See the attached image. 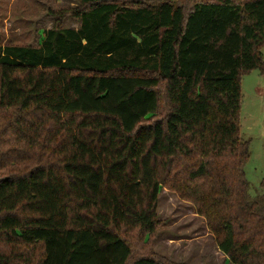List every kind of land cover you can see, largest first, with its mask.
Returning <instances> with one entry per match:
<instances>
[{
  "label": "trees",
  "instance_id": "1",
  "mask_svg": "<svg viewBox=\"0 0 264 264\" xmlns=\"http://www.w3.org/2000/svg\"><path fill=\"white\" fill-rule=\"evenodd\" d=\"M67 12L78 27L56 22L35 46L0 34V264H173L142 243L164 189L227 262L264 264L239 119L240 76H264V0Z\"/></svg>",
  "mask_w": 264,
  "mask_h": 264
},
{
  "label": "rangeland",
  "instance_id": "2",
  "mask_svg": "<svg viewBox=\"0 0 264 264\" xmlns=\"http://www.w3.org/2000/svg\"><path fill=\"white\" fill-rule=\"evenodd\" d=\"M78 5L79 0H0L2 43L35 46L43 30L56 22L77 28L67 11ZM261 53L264 58V45ZM240 90V135L249 151L244 174L248 194L255 197L264 193V76L257 69L241 75ZM157 214L160 225L153 238L142 240L155 256L173 264H231L189 203L164 189L158 195Z\"/></svg>",
  "mask_w": 264,
  "mask_h": 264
}]
</instances>
